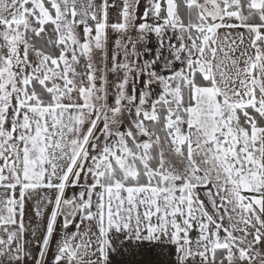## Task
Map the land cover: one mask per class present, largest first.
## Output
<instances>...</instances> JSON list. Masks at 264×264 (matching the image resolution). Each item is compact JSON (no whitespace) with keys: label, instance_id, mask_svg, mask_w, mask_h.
I'll list each match as a JSON object with an SVG mask.
<instances>
[{"label":"snow or ice","instance_id":"6c2138e0","mask_svg":"<svg viewBox=\"0 0 264 264\" xmlns=\"http://www.w3.org/2000/svg\"><path fill=\"white\" fill-rule=\"evenodd\" d=\"M145 245L264 264V0H0V264Z\"/></svg>","mask_w":264,"mask_h":264},{"label":"crops","instance_id":"0c3cea01","mask_svg":"<svg viewBox=\"0 0 264 264\" xmlns=\"http://www.w3.org/2000/svg\"><path fill=\"white\" fill-rule=\"evenodd\" d=\"M139 259H142L144 261V264H152V258L146 253H142ZM155 259L157 264H163V258L159 254L156 255Z\"/></svg>","mask_w":264,"mask_h":264},{"label":"rangeland","instance_id":"374dc122","mask_svg":"<svg viewBox=\"0 0 264 264\" xmlns=\"http://www.w3.org/2000/svg\"><path fill=\"white\" fill-rule=\"evenodd\" d=\"M39 238V233H38V236H37V239ZM35 241H33V246H35ZM147 251H148V246L147 245H145L144 246V253H146L147 254Z\"/></svg>","mask_w":264,"mask_h":264}]
</instances>
